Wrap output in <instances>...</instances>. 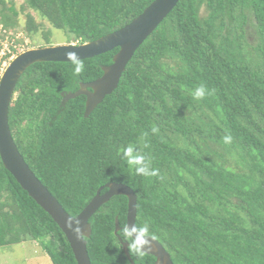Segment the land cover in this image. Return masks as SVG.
Wrapping results in <instances>:
<instances>
[{
	"label": "trees",
	"instance_id": "obj_1",
	"mask_svg": "<svg viewBox=\"0 0 264 264\" xmlns=\"http://www.w3.org/2000/svg\"><path fill=\"white\" fill-rule=\"evenodd\" d=\"M152 1L23 0L17 11L0 0V22L14 29L23 12L32 36L39 24L30 8L83 43L121 28ZM117 50L83 59L78 75L71 62H37L20 77L8 123L29 168L71 216L105 183L127 184L135 225L147 223L174 264H264V0H179L88 116L84 95L62 101L99 77ZM201 84L211 92L196 100ZM130 143L156 176L137 175L121 158ZM126 216L124 195L91 216V264H131L114 233L115 219L121 227ZM27 238L52 264H77L61 229L0 160V246ZM129 253L134 264H152Z\"/></svg>",
	"mask_w": 264,
	"mask_h": 264
},
{
	"label": "water",
	"instance_id": "obj_2",
	"mask_svg": "<svg viewBox=\"0 0 264 264\" xmlns=\"http://www.w3.org/2000/svg\"><path fill=\"white\" fill-rule=\"evenodd\" d=\"M179 0H153L143 11L121 28L95 40L78 44H57L26 49L18 53L6 66L0 77V160L5 169L12 174L17 183L35 202L54 220L65 235L77 264H91L86 247V238L91 235V216L113 196L127 197L126 224L132 227L136 219V195L132 188L121 182H108L100 186L91 200L76 215H69L58 200L41 183L20 154L8 123V108L17 82L26 69L37 62H71L65 56L68 51L76 52L83 60L91 58L118 47L112 62L101 67L102 74L90 82H80L74 92L63 94L62 101L84 95L85 111L88 116L100 104L105 96L111 94L118 86L122 73L136 49L157 28ZM106 188L104 192L102 190ZM69 218L80 221L81 233L75 234L66 224ZM75 227V223H73ZM120 229L115 219V234ZM152 237V236H151ZM128 260H131L128 245L118 237ZM151 239V238H149ZM145 254H152L154 264H173L168 252L152 237L151 248Z\"/></svg>",
	"mask_w": 264,
	"mask_h": 264
},
{
	"label": "rangeland",
	"instance_id": "obj_3",
	"mask_svg": "<svg viewBox=\"0 0 264 264\" xmlns=\"http://www.w3.org/2000/svg\"><path fill=\"white\" fill-rule=\"evenodd\" d=\"M9 5H15L17 11L21 10L24 5L23 0H5ZM13 2V3H11ZM16 11V12H17ZM25 12H29L39 24L37 32L30 36L26 34L24 30L25 25V13L17 12V18H15L16 31L22 32V39H20V51H24L29 48L50 46L57 44H78L70 38V35L62 30L56 29L51 26L48 21L41 17L37 12L30 8H26ZM50 32L48 39H45L42 34L44 32ZM48 42V43H46ZM46 243V242H45ZM0 264H52L48 254L45 252L44 247L37 241L27 238L25 241L8 245L0 246Z\"/></svg>",
	"mask_w": 264,
	"mask_h": 264
},
{
	"label": "clouds",
	"instance_id": "obj_4",
	"mask_svg": "<svg viewBox=\"0 0 264 264\" xmlns=\"http://www.w3.org/2000/svg\"><path fill=\"white\" fill-rule=\"evenodd\" d=\"M12 29V28H11ZM22 52V51H21ZM68 60L71 61L73 72L78 75L84 71V63L78 57L76 52L68 51L65 53ZM211 90L207 89L204 84L199 85L192 93L194 99H203L207 94H210ZM157 129L152 128V132L155 133ZM146 135V134H145ZM225 143H230L232 137L230 134L225 135L223 138ZM121 158L126 162L127 165L131 166L135 173L140 176L152 177L158 174V170L150 168L148 158L141 154L135 144H128L123 147L120 151ZM75 223V227H73ZM67 226L77 235L81 233L80 221L76 218H69L66 221ZM119 231V237L123 241L127 242L128 250L136 256L143 257L145 252L151 248L152 237L149 235V228L147 223L143 226L133 225L129 227L127 224L121 225ZM151 238V239H149Z\"/></svg>",
	"mask_w": 264,
	"mask_h": 264
},
{
	"label": "built area",
	"instance_id": "obj_5",
	"mask_svg": "<svg viewBox=\"0 0 264 264\" xmlns=\"http://www.w3.org/2000/svg\"><path fill=\"white\" fill-rule=\"evenodd\" d=\"M22 32L5 28L0 22V77L8 63L19 53Z\"/></svg>",
	"mask_w": 264,
	"mask_h": 264
},
{
	"label": "flooded vegetation",
	"instance_id": "obj_6",
	"mask_svg": "<svg viewBox=\"0 0 264 264\" xmlns=\"http://www.w3.org/2000/svg\"><path fill=\"white\" fill-rule=\"evenodd\" d=\"M119 232V231H118ZM115 235H117V239H118V241H119V234H115ZM153 237V236H152ZM155 238V237H154ZM122 239V238H121ZM156 239V238H155ZM123 240V239H122ZM157 240V239H156ZM158 242H159V240H157ZM120 242V241H119ZM125 242V241H124ZM127 243V242H126ZM160 244H161V242H159ZM121 244V243H120ZM162 245V244H161ZM122 246V245H121ZM162 247H163V245H162ZM164 248V247H163ZM122 249H123V247H122ZM165 249V248H164ZM166 250V249H165ZM124 251V250H123ZM125 254V253H124ZM169 254V253H168ZM146 255V258L147 259H149L148 258V256L150 257V258H152L153 259V261H152V264H154L155 263V261H156V258H155V256L154 255H152V254H145ZM170 255V254H169ZM171 258V257H170ZM172 260V259H171ZM172 263H173V261H172ZM132 264V263H131ZM174 264V263H173Z\"/></svg>",
	"mask_w": 264,
	"mask_h": 264
}]
</instances>
